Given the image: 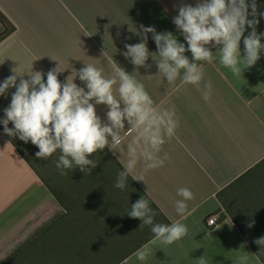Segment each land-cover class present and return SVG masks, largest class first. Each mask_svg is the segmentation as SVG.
I'll list each match as a JSON object with an SVG mask.
<instances>
[{"label": "crops", "instance_id": "crops-1", "mask_svg": "<svg viewBox=\"0 0 264 264\" xmlns=\"http://www.w3.org/2000/svg\"><path fill=\"white\" fill-rule=\"evenodd\" d=\"M196 2L0 0V12L13 26L2 35L0 20V82L13 69L25 72L24 78L41 71L46 80L47 72L59 67L63 83L85 63L104 69L106 77L112 75V65H119L145 84L157 107L174 109L179 120L159 153L169 159L145 173L147 183L129 177L123 191L114 185L126 150L114 156L106 147L89 157L98 163L91 173L76 168L61 175L59 150L39 159L35 145L8 136L0 123V264H199L201 257L207 264H231L239 255H247L248 264H264L254 243L264 236V51L254 66L243 70L241 65L240 75L234 76L209 45L216 59L200 62L204 76L199 85L180 79L168 85L151 56L146 63L152 67L146 70L124 55L125 44L141 42V25L154 26L158 33L171 31L187 46L172 20L179 5ZM256 3L258 13L264 12V0ZM257 19V32L264 33V16ZM250 31L246 26L244 35ZM147 46L157 51L152 33ZM240 50L243 54V37ZM185 55L191 59L190 51ZM74 82L85 86L78 75ZM208 83L212 91L205 101ZM14 91L0 96V118ZM96 109L106 119V106ZM130 139L125 130L121 147ZM142 170L141 163L135 174ZM182 187L194 194L186 201V217L175 209ZM142 196L156 213L154 223L181 221L187 235L171 245H151L150 226L127 215ZM213 212L220 213V220L208 228L205 218ZM145 244L152 255L141 262L134 254Z\"/></svg>", "mask_w": 264, "mask_h": 264}, {"label": "clouds", "instance_id": "clouds-1", "mask_svg": "<svg viewBox=\"0 0 264 264\" xmlns=\"http://www.w3.org/2000/svg\"><path fill=\"white\" fill-rule=\"evenodd\" d=\"M258 15L264 16V12L258 13L256 0L251 3L248 0H197L194 6L181 4L172 23L187 46L171 31L158 33L154 26L141 25L138 33L141 42L125 44L124 55L137 69L144 67L146 70L152 67L146 63L151 56L157 73L166 78L168 85L175 84L178 79L199 85L204 76L200 62L215 60L211 50L215 47L220 63L234 76H239L241 65L243 70L254 66L264 51V43H261L264 33L257 32ZM246 26L251 28L247 36L244 35ZM148 33H152L156 52L149 51ZM242 37L243 54L240 50ZM186 51H190L191 59L185 55ZM85 65L75 75L83 82V87L74 82L75 77L71 80L67 77L62 83L58 79L62 71L59 67L49 70L46 80L41 71L27 72L28 78H24L25 72L13 69L12 74L0 82V96L7 97L9 89L15 88L10 104L0 118L4 133L25 143L30 141L39 149L35 153L39 159L47 160L59 150L61 154L56 167L61 175L67 174L65 170L76 168L84 174L91 173L98 163L89 157L106 147L114 156L126 150L127 160L118 172L114 186L123 191L129 177L146 182L145 173L162 167L169 159L167 154L161 158L159 153L166 139H171L179 126L175 110L157 107L145 84L119 65H112L110 77L104 75L102 68L91 63ZM211 91V83L206 84L202 92L205 101L210 99ZM101 104L107 108L106 119L97 114L96 106ZM10 122L13 127H9ZM125 130L131 139L121 147ZM141 163L142 172L135 174ZM177 195L181 199L175 202L176 212L186 217L189 214L186 201L194 199V194L189 188L182 187L177 190ZM127 215L140 219V226H150L151 245H171L188 233L187 226L181 221L154 223L156 213L145 196L131 204ZM253 223H248L247 227H253ZM254 243L264 252V236L255 239ZM244 247V244L240 245L241 249ZM134 255L138 261H146L152 255L150 244L142 246ZM248 259L247 255H239L231 264H248ZM199 264L207 262L201 257Z\"/></svg>", "mask_w": 264, "mask_h": 264}, {"label": "built area", "instance_id": "built-area-1", "mask_svg": "<svg viewBox=\"0 0 264 264\" xmlns=\"http://www.w3.org/2000/svg\"><path fill=\"white\" fill-rule=\"evenodd\" d=\"M219 220H220V213L213 212L205 218V223L208 228H212L219 223Z\"/></svg>", "mask_w": 264, "mask_h": 264}, {"label": "trees", "instance_id": "trees-1", "mask_svg": "<svg viewBox=\"0 0 264 264\" xmlns=\"http://www.w3.org/2000/svg\"><path fill=\"white\" fill-rule=\"evenodd\" d=\"M0 20L5 24V30L2 35L9 33L13 29V26L9 23V21L3 16L1 12Z\"/></svg>", "mask_w": 264, "mask_h": 264}, {"label": "rangeland", "instance_id": "rangeland-1", "mask_svg": "<svg viewBox=\"0 0 264 264\" xmlns=\"http://www.w3.org/2000/svg\"><path fill=\"white\" fill-rule=\"evenodd\" d=\"M255 246H256L257 249L261 252V246L257 245L256 243H255ZM261 253H262V255L264 256V252H261Z\"/></svg>", "mask_w": 264, "mask_h": 264}]
</instances>
